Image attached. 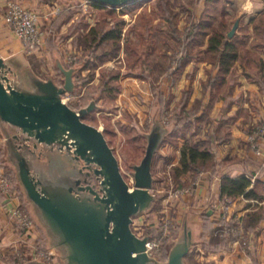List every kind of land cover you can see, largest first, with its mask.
<instances>
[{"label":"rangeland","instance_id":"374dc122","mask_svg":"<svg viewBox=\"0 0 264 264\" xmlns=\"http://www.w3.org/2000/svg\"><path fill=\"white\" fill-rule=\"evenodd\" d=\"M4 1L7 0H0V52L6 58L12 57L20 62L22 68L30 67L44 78L53 76L61 84L64 74L58 69V60L67 66L73 62L84 64L85 68L75 76V91L67 94L65 99L75 108L96 102L97 108L84 119L104 131L131 185L134 184L133 166L140 163L146 153V133L155 118L160 117L165 125L170 124L174 115L183 117L184 123L190 122L188 126L169 134L163 142L165 149L160 148L156 153L153 174L157 200L154 208L136 217L133 224L134 230L141 236L146 235L152 225L165 228L167 223L170 227L178 224L180 232L188 210L186 196L200 183L202 173L213 166L207 170L198 169L196 177L193 176L196 172L181 176L175 173V167L180 166V161H175L176 148L182 150L186 143L195 144L205 135L204 119L196 117L202 99L197 98L190 104L193 89L204 86L209 77L201 80L200 85L199 61L203 45L194 39L197 27L203 24L213 29L211 34L214 29H219L228 35L239 15H244L243 10L233 7L231 12L228 11L233 6L231 0H140L124 6H97L86 0H17L40 15L43 41L34 52H29L6 22ZM108 31H119V40L113 37L101 41L100 37ZM191 33L193 36H188ZM206 40L208 46V37ZM256 40L252 41L254 45L259 41ZM234 41L238 42L239 49H245L249 42L248 39L243 41L238 38ZM187 56L190 57L188 61ZM208 72L205 69L204 73ZM227 87H215L214 90L221 89L217 92L219 94L227 89L224 93L228 94ZM186 90L190 93L185 94ZM187 96L189 98L185 99ZM160 98H163L164 117L160 116ZM262 123L264 120L256 121L247 133L248 145L256 155H264L261 144L264 135H256L255 140L250 137L255 135L254 130ZM191 130L196 135L191 134ZM188 133L187 141H180ZM199 143V147H210L214 151L211 142ZM254 144L259 146V151ZM0 154H6L1 131ZM0 163L7 165L5 160ZM5 168L13 171L17 186L12 166ZM184 177L187 179L184 180ZM17 190H20L18 186ZM237 199L220 200L219 215L222 218L216 225L219 229L210 234L211 237L216 236L210 240V235H207V247L204 244V247L202 244L193 246L188 257L189 264H216L214 260L201 257L200 247L207 252H216L228 249L234 241L243 247L249 257H254L251 246L258 234L246 228L244 216L236 217L231 213ZM247 199L258 201L257 198ZM17 203L15 201V205ZM221 219L229 223L234 220L235 224L221 225ZM194 227L199 235L202 230L201 214L197 216ZM46 249L53 252L50 264H64L54 249Z\"/></svg>","mask_w":264,"mask_h":264},{"label":"water","instance_id":"95a60500","mask_svg":"<svg viewBox=\"0 0 264 264\" xmlns=\"http://www.w3.org/2000/svg\"><path fill=\"white\" fill-rule=\"evenodd\" d=\"M89 1L124 6L140 0ZM57 65L64 74L62 84L53 76L44 78L30 67L22 68L0 52L4 160L12 166L30 213L45 232L46 247L54 249L64 264H188L187 255L201 242L202 230L198 235L194 226L203 211L188 208L181 231L168 245L167 259L153 253L150 234L138 235L133 227L136 217L155 206L154 158L172 126L155 118L146 133V153L133 166L131 185L104 131L84 119L97 108L96 102L75 108L65 99L75 91L79 67H67L61 60Z\"/></svg>","mask_w":264,"mask_h":264},{"label":"crops","instance_id":"0c3cea01","mask_svg":"<svg viewBox=\"0 0 264 264\" xmlns=\"http://www.w3.org/2000/svg\"><path fill=\"white\" fill-rule=\"evenodd\" d=\"M7 1L3 3L5 8H7ZM231 4L233 6L229 7L228 11L231 12L233 7H240V11L243 10L244 15L240 14L236 19L239 24L234 36L230 37L228 33L229 40L235 42L234 40L237 38L243 41L248 39V46L245 49L257 52L262 58V66L257 72H251L245 64L243 65L237 60L225 76V80L219 84V88L229 86L227 87L228 94L224 93L227 89H223L219 94L217 93L221 90L219 88L215 90L209 88L204 91V86H197L193 89L190 104L197 98L202 99L196 117L203 118L205 125V135L195 143L211 142L215 153V164L202 173L200 183L186 196L187 208L194 206L200 208L199 211L206 208L202 212V220L203 214L210 209H213L211 219L218 221L222 218L219 215V203L222 179L225 175L237 177L252 172L254 175L249 177L255 183L257 173L261 165L264 164V155H256L251 151L247 139L250 127L256 121L264 120V47H255L252 42L255 40L253 20L264 12V0H231ZM250 43L251 45H249ZM206 46L207 42L204 54H201L199 61L201 63L199 65L200 85L201 80H206L208 77V73H204L205 69L213 68V64L205 58L208 51ZM237 46L239 47L238 44ZM218 72L219 65L213 69V75ZM235 78L236 80L233 81ZM198 89L199 92H197ZM193 131L191 130V134L196 135ZM188 135L189 133L185 136L186 138H181L180 141L185 143ZM261 144L264 148V137L261 139ZM160 148L165 149V144H162ZM175 153V161L179 163L181 148L177 147ZM5 167H7L6 164L0 163V171ZM186 179L187 177H184V180ZM18 192L19 202L26 204L22 191L18 190ZM15 201L18 202V200H12L10 194L2 192L0 189V264H27L33 260V253L43 247V243L46 242L45 232L37 223L31 231H24L19 227L11 213ZM209 204L213 208H209ZM254 210L264 212V197L258 201H250L245 196H240L233 204L231 213L236 217H242L247 212ZM217 226L216 230L219 229ZM257 234L258 236L251 246V253L254 257H249L236 241L231 242L228 249L216 252H207L200 247V255L205 260H214L216 264H264V220L258 226ZM215 236L212 235V237ZM212 237L210 235L208 239L211 240ZM201 244L203 246L202 242L198 243L200 246ZM22 256L28 260L21 261Z\"/></svg>","mask_w":264,"mask_h":264},{"label":"trees","instance_id":"16d2710c","mask_svg":"<svg viewBox=\"0 0 264 264\" xmlns=\"http://www.w3.org/2000/svg\"><path fill=\"white\" fill-rule=\"evenodd\" d=\"M162 2V1H161ZM94 5L102 6L104 4L98 3V2H92ZM162 4V3H161ZM254 30H255V39L259 40L255 43V46L260 48L264 47V12H262L260 15H258L254 20ZM197 33L195 35V38L200 45H203L205 47V44L207 42L206 38L208 37V46L206 59L213 64L212 69H208V79L207 82H204V89L205 91L209 88H215L219 87V84L225 80V76L228 74V72L232 69L233 65L237 60L240 61L241 64H245L251 72H257L261 66H262V58L261 56L251 50H239V47L237 44L233 41L229 40V37L226 33L220 31L219 29H214L213 34H211L213 29H210V27L205 26L203 24H200L198 27ZM119 31H108L104 33L101 37V41H106L109 38H117L119 40ZM188 36H193V33H191ZM197 37V38H196ZM120 43L118 44V46ZM203 47L200 49V54H204ZM182 56V55H181ZM188 61L190 59L189 56L186 58ZM219 65V72L216 75H213V69ZM67 66V65H66ZM67 67H79V70L76 72V75L81 72L82 69L85 68L84 64H79L77 62L69 63ZM190 91L186 90L185 94H189ZM189 96V95H188ZM187 96L188 99L189 97ZM187 103V101H185ZM160 105V116L164 117L165 112L163 108V98H160L159 100ZM194 120V119H193ZM192 122V121H191ZM190 123V122H189ZM188 122L184 123L183 117H180V115H174V117H171L170 126H172V132L173 134L175 131H177L179 128L188 126ZM182 153H181V159H180V166L175 167V173L178 176L186 175L189 172L193 173V176L196 177L198 169L201 170H207L211 165H214L215 163V153L213 149L210 147L201 148L197 143H186L182 147ZM4 155L0 154V161L3 162ZM250 175H254V173L251 172V174H242L237 177L225 175L222 179L221 184V200H227V199H236L240 196H245L247 198H257L263 199L264 197V164L261 165L255 183H253L252 179L249 177ZM21 191V190H20ZM264 220V212L261 211H249L247 212L243 217V222L246 226V228L249 231H257L258 226L260 223ZM217 221L211 219V215H208L206 213L203 214V223H202V234H201V242L207 247V235L212 234L215 232V223ZM219 223L222 225H228V224H235V221L232 220L227 221L224 219H221ZM179 225H175L171 227L172 232V238L174 239L177 237L179 232ZM149 233V232H148ZM170 239V240H171ZM168 245L169 243L165 244L164 246V255L162 256V259H167L168 257ZM43 248H46V243H43ZM190 253L187 255L186 259L188 262V257ZM189 264V262H188Z\"/></svg>","mask_w":264,"mask_h":264},{"label":"built area","instance_id":"2783aa9c","mask_svg":"<svg viewBox=\"0 0 264 264\" xmlns=\"http://www.w3.org/2000/svg\"><path fill=\"white\" fill-rule=\"evenodd\" d=\"M86 1L92 2L89 0ZM5 19L13 31H15L21 39L24 47L29 52H34L43 41L44 36L43 30L40 26L39 13L26 8L17 0H10L7 2ZM254 132L255 135L250 137L251 140H255L256 135H264V123L258 126L257 130H254ZM254 147L258 151L260 150L257 144H254ZM0 178L1 191L6 194H10L12 200H18V203L11 210L14 220L22 230L31 231L35 227L36 222L26 204L19 202L20 195L17 190L13 171L10 168H4ZM166 225L167 226H165V228H162L159 225H152L149 230V247L153 253L161 259L164 255L165 244H167L172 238L171 227L168 223ZM52 258L53 252L48 251L43 247L38 248L32 255L33 260H43L48 264L51 263ZM21 259V261L28 260L24 256H22Z\"/></svg>","mask_w":264,"mask_h":264}]
</instances>
